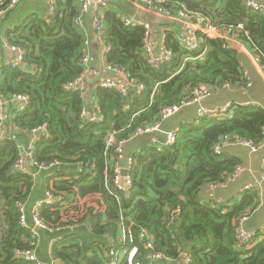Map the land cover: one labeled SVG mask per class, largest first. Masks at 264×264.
<instances>
[{
	"label": "trees",
	"instance_id": "1",
	"mask_svg": "<svg viewBox=\"0 0 264 264\" xmlns=\"http://www.w3.org/2000/svg\"><path fill=\"white\" fill-rule=\"evenodd\" d=\"M33 4L20 0L2 24L0 21L9 42L25 51L26 64V68L1 67L0 89L6 96L23 93L30 98L26 110L9 114L10 124L19 130L8 131L0 140V264H36L17 256L15 250L36 247V237L19 223L17 202L27 203L37 178L18 172L14 165L19 145L28 141L33 127L45 122L49 135L37 142L38 157L43 161L58 159L61 165L43 172L46 190L58 202L44 204L40 214L50 228L73 227L54 245V264H105L109 237L118 235L122 216L127 224H133L135 235L148 229L156 250L174 257L177 263L180 253L186 251L192 255L191 264H264L261 229L259 238L247 249L238 248L234 236L237 218L248 209L254 212L259 205L258 192L244 191L231 207L202 198L207 185L223 182L241 164L224 149L217 154V143L237 137L264 142L263 108L235 105L229 118L206 117L180 126L173 145L145 143L132 154L136 160L134 184L128 197L119 193L120 201L112 193L114 162L104 155L109 131L130 139L139 126L156 122L163 107L178 103L194 86H244L241 55L224 39L206 37L199 31L202 47H207L199 57L203 48L189 52L176 33L167 31L166 47L174 58L153 68L144 55V29L126 26L116 12L105 11V39L110 45L107 62L124 67L129 80L145 88L138 93L129 85L122 94L118 88L91 85V94L97 98L92 112L97 111L102 119L89 121L82 117L88 106L86 90L65 88L85 72L81 59L89 36L86 28L74 21L80 15V0H57L56 11L48 18L32 13ZM160 6L168 10L184 6L219 28L242 24L239 37L252 46L264 65V11H251L242 0H164ZM189 54L196 58L186 61ZM177 207L180 214L171 223V210Z\"/></svg>",
	"mask_w": 264,
	"mask_h": 264
},
{
	"label": "built area",
	"instance_id": "2",
	"mask_svg": "<svg viewBox=\"0 0 264 264\" xmlns=\"http://www.w3.org/2000/svg\"><path fill=\"white\" fill-rule=\"evenodd\" d=\"M48 3V12L49 15H52L56 11V3L57 0H46ZM133 1L135 5L139 3H144L150 9H157L164 0H127ZM20 0H10V2H6V0H0V21L5 17L6 13L13 9ZM109 0H80V15L75 18V23L80 28H85L83 17L92 13V24L94 29V39L97 41V44L104 47L105 55L110 50V45L105 39V32H106V19H105V11L108 6ZM243 5L255 12H260L264 10V7L258 0H242ZM7 4V5H6ZM177 16L185 21L187 27V36L180 37V42L184 45L189 52H195L198 50H202V54L199 55L203 56L206 52L207 47H202V42L204 39L198 34L199 31H202L206 37L212 38H221V39H230L231 36H239L240 31L243 29V25L239 24L237 26H230L229 28H225L226 33L223 34L221 37L220 31L224 28H219L216 25L212 24L211 21L203 16L200 13L196 12H187L183 9V7L178 8ZM124 24L129 27H136L140 26L144 29V38H143V48H144V55L148 61V63L153 68H160L163 64L168 63L174 58V53L172 50L167 48L166 46L157 49L153 44L152 33L153 27L152 24L144 19L137 17V15L125 16L122 18ZM246 36L248 32H245ZM95 41V42H96ZM84 53L81 59L82 64L85 66V71L88 69L91 59V41L89 37L84 42ZM6 47L11 52L15 53V58L10 61H5L2 50ZM196 57L190 56V54L185 58L186 61L195 59ZM25 59V51L12 45L9 42L7 37L0 36V68L1 67H18L22 65ZM256 60L261 64L262 69H264V65L261 63V58L259 55L256 54ZM105 68L108 72L113 74V76H109L106 79H102L99 81V85L105 88H118L120 89L122 94L127 93L126 88H122L119 85L118 76H125L127 78V73L124 67L116 64V63H108L106 61ZM246 78V83L242 87L249 88L252 86V81L246 73L244 74ZM83 76L75 79L74 81L69 82L65 85L67 90H80L85 89L83 85ZM131 82V86L137 89L138 93H141L145 86L139 82ZM220 87H232L231 84L225 83ZM219 86H210V85H198L194 86L186 91L183 97L180 99L178 103H174L171 105H166L162 108L159 118L156 122L151 125L147 126H139L132 136L144 134V133H152L161 129L162 122L167 120L168 118L174 116L175 114L181 112L184 108L196 105L197 112L196 117L197 120H201L206 117L216 118L219 120H223L229 118L233 115L235 104H226L222 107H208L206 105L207 99L213 94V91L216 88H220ZM29 95L23 93H15L10 96H6L2 93L0 89V140L2 141L5 139L7 130L9 128V113L14 111H24L26 110L29 104ZM255 101H248L242 105L245 106H256ZM11 110V111H9ZM9 111V112H8ZM82 117L88 119L89 121H99L102 119V116L98 113L96 114H89L88 111L85 109L82 111ZM17 130H19L17 127ZM179 129H172L170 131L165 132L166 134V141L168 145H173L178 138ZM29 134L28 142L21 143L19 145V156L15 162V169L23 174H31L35 178L43 172H50L55 167L61 165V162L58 159L52 161H43L38 157V147L37 142L40 140L42 136L49 135V126L48 123H42L38 126H35L31 129ZM263 136H264V127H263ZM129 139L121 138L118 134V131L111 130L108 132L106 136V146L104 155L106 160L113 161V175L111 177V181L114 186V190L112 193L116 195L118 201H120V194H124L128 197L129 190L133 187L134 179H133V172L136 165V160L134 156H127L126 157V144ZM225 141V140H224ZM224 141L219 142L215 146V152L220 154L224 148ZM230 142L232 144H242L246 146H250L253 152H256L260 149L261 143H257L251 139H241V138H234ZM264 143V142H263ZM126 158L127 164L124 168L121 166L120 161ZM123 170L126 173H123ZM242 168L237 166L233 172L227 175L226 179L221 182L214 184V186H226L227 183L235 180L239 177ZM261 182H264V160L263 166L261 171ZM246 190H256V187L252 184H248L244 187V191ZM221 200H218L217 204L220 203ZM58 202V198L55 197L51 191L46 190V196L44 199L38 201L36 204L33 205V209L29 212L27 209V203L24 201L17 202V208L20 212L19 223L27 227L31 234L36 237L37 243L36 247L38 246V242L40 239V231H53L55 229L50 228L42 219L40 210L44 204L55 205ZM180 207L174 208L171 210V223L177 218L180 214ZM252 215L251 209L246 210V212L240 215L237 218L234 228V236L236 241V246L240 249H247L254 245L256 240L259 238L258 231H252L247 228L246 224L250 220ZM121 223L119 228L118 235L114 237H109V244L104 254V262L105 264H146L140 257H144V259L151 261V264H155V262H160L163 264H178L177 260L174 257L164 253L163 251L156 250L155 247V240L152 233L146 229H141L137 235L133 232V224H127L125 222V217H121ZM73 229V227H68ZM62 229V228H58ZM261 234H264V228L261 229ZM59 237H55L52 239L50 244L49 254L53 260L52 264L56 263V259L54 258L53 254V247L58 242ZM141 245V246H140ZM36 247L33 249H17L15 253L17 256L24 257L26 260L33 261L36 264H43L40 259L37 257L36 254ZM179 263L180 264H191L193 261L192 255L186 251H182L179 255Z\"/></svg>",
	"mask_w": 264,
	"mask_h": 264
},
{
	"label": "crops",
	"instance_id": "3",
	"mask_svg": "<svg viewBox=\"0 0 264 264\" xmlns=\"http://www.w3.org/2000/svg\"><path fill=\"white\" fill-rule=\"evenodd\" d=\"M34 4L31 7L32 13H41L45 18L49 17L48 3L46 0H31ZM264 7V0H258ZM180 8V7H178ZM177 8V9H178ZM176 10L164 9L162 6H158L153 10L148 8L144 3L135 5L133 1L127 0H109L106 11H114L121 18L125 16L137 15V17L147 20L152 24L153 44L157 49L166 46L167 31H173L176 33L178 39L180 37L187 36V27L185 21L177 16ZM81 10V9H80ZM264 11V10H263ZM3 21V19H2ZM1 21V24H2ZM85 30L88 32L89 39L91 41V53L96 48L100 52V66L97 69H91L90 65L84 72L83 85L86 90V101L88 103L87 111L89 114H96L92 112V109L97 104V98L95 94H91V85L98 84L102 79H106L109 76H113L105 68L107 56L104 53V47L96 42H93L94 33L92 31V13L83 17ZM14 22V21H13ZM0 24V25H1ZM13 23H8V26H12ZM221 37L226 33L225 28L220 31ZM0 36L6 37L0 29ZM232 38L224 40L228 43V46L233 48L237 53L241 55V67L243 73L249 75L252 86L246 87H220L213 91V94L207 99L206 105L208 107L216 108L222 107L226 104H244L248 101H255L257 107L264 109V69L261 64L256 60V53L252 46L239 36H231ZM2 55L5 61H10L15 58V53L11 52L6 47L2 50ZM23 67L26 68V64L23 62ZM119 85L122 88L128 90L131 82L127 76H118ZM11 111V110H9ZM8 111V112H9ZM197 106L191 105L184 108L181 112L168 118L162 122L161 129L152 133H144L131 137L125 148L126 157L131 156L133 153L143 149L145 143H151L158 147H163L167 144L165 132L172 129H180V126L187 125L188 123L197 122L196 117ZM10 114V113H9ZM8 131L17 130L15 125L9 123ZM6 133V134H7ZM29 140V135L28 139ZM229 139L224 141V151L240 159L242 171L238 178L227 183L226 186H210L207 185L206 190L202 193L204 201L217 202L221 200V205L231 207L234 203L239 201L244 194V187L248 184H252L256 187V191L259 195V205L256 210L252 212L249 221H252V225L246 224L247 228L252 231H258V229L264 228V182H261V171L264 160V143H261V147L258 151L253 152L250 146L242 144H232ZM28 142V141H25ZM23 142V143H25ZM133 156V155H132ZM122 168L127 164L126 158L120 161ZM41 173L36 178L34 189L27 201V209L30 212L33 209V205L42 200L46 196V184L43 182L45 174ZM248 221V222H249ZM70 228L55 229L53 231H40V239L38 246L36 247L37 257L43 264H52L53 260L49 254L50 244L53 238L62 237L71 232ZM119 233V231H118ZM180 264V263H178Z\"/></svg>",
	"mask_w": 264,
	"mask_h": 264
},
{
	"label": "water",
	"instance_id": "4",
	"mask_svg": "<svg viewBox=\"0 0 264 264\" xmlns=\"http://www.w3.org/2000/svg\"><path fill=\"white\" fill-rule=\"evenodd\" d=\"M92 28H93V26H92ZM92 31H93V33H94V29H92ZM95 41H96V40L93 38V42H95ZM99 66H100V52H99L98 49L95 48V49L93 50V55H92V59H91V62H90V67H91V69L93 70V69H97V68H99ZM123 173L125 174L126 171L123 170ZM248 224H249V225H252V221H249ZM108 248H109V247H108Z\"/></svg>",
	"mask_w": 264,
	"mask_h": 264
},
{
	"label": "rangeland",
	"instance_id": "5",
	"mask_svg": "<svg viewBox=\"0 0 264 264\" xmlns=\"http://www.w3.org/2000/svg\"><path fill=\"white\" fill-rule=\"evenodd\" d=\"M183 9L186 10L187 12H192V11L187 10L184 6H183ZM178 40L180 41V38H179ZM180 43H181V42H180ZM263 211H264V210H263ZM263 236H264V234H263Z\"/></svg>",
	"mask_w": 264,
	"mask_h": 264
}]
</instances>
